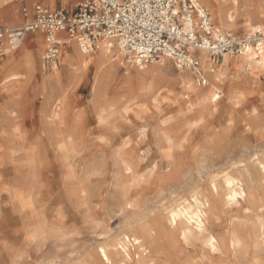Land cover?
I'll return each instance as SVG.
<instances>
[{"label": "snow or ice", "instance_id": "1", "mask_svg": "<svg viewBox=\"0 0 264 264\" xmlns=\"http://www.w3.org/2000/svg\"><path fill=\"white\" fill-rule=\"evenodd\" d=\"M8 2L0 0V9ZM132 4L136 5V0ZM112 7L117 9L114 16L119 19L120 9L125 6ZM39 8L43 10L47 5L40 3ZM157 13L165 23L176 25L173 32L179 31L176 40L169 42L171 48L164 60L165 69H170L167 87L144 89L138 99L129 98L117 119L105 118L104 112H100L98 124L92 118L101 147L109 145L115 152L117 146H122L124 162L117 161L121 173H133L136 157L147 160L137 172L144 173L143 178L123 187L114 182L107 192L85 191L80 186L67 197L61 192L50 224H25L21 228L18 213L21 218L29 210L35 214L38 206L19 194L11 198L7 164L0 162V264H82L79 243H95L100 232L111 236L106 225L112 223L115 228L126 217L145 212L153 217L159 213L171 225L170 252L174 250L179 261L156 258L163 254L157 248L155 232L133 234L124 230L114 246L96 249L100 264H264V200L251 202L241 182L243 177L233 180L229 176L237 171L249 176L264 174V140L255 142L256 147L249 143L254 130L264 136V9L253 18L244 0H166L158 3ZM101 22L114 23L103 17ZM18 23L19 28L0 31V55L23 52L31 64L36 49L33 47L29 54L24 34L40 33V44L50 50L57 67L64 60V51L70 53L71 63L80 66L82 59L87 67L89 56L110 55L115 59L122 50L125 59L131 57L140 69L145 67L131 44L125 49V42L119 40L123 33L118 30L116 38L102 44H97L95 37L89 42L85 36L91 37L92 33L87 29L66 43L69 37L64 32L41 33L39 24ZM221 31L228 39L218 45ZM18 39L24 43H18ZM228 48L233 49L231 55ZM57 52L61 53L60 60H56ZM212 52L217 55L213 57ZM213 58L216 63L210 64ZM11 116L18 118V113L13 111ZM178 125H183L187 133L183 138L174 135ZM209 127L218 133L211 144L200 135ZM13 135L23 139L22 128L16 126ZM178 156H187L188 164L182 176L172 180L164 172L166 168L171 172V162ZM57 167L54 160L53 172ZM144 168L153 173V178ZM64 182L68 188L75 183L71 174ZM233 216L242 217L241 228L250 222L259 228L261 242L254 248L235 226L229 239L223 236L224 220ZM104 239L100 237V242ZM226 251L227 262L223 259Z\"/></svg>", "mask_w": 264, "mask_h": 264}, {"label": "rangeland", "instance_id": "2", "mask_svg": "<svg viewBox=\"0 0 264 264\" xmlns=\"http://www.w3.org/2000/svg\"><path fill=\"white\" fill-rule=\"evenodd\" d=\"M255 3L258 4V0H255ZM44 52L45 50L40 52L38 62L36 56L33 58V64L37 65L35 71L34 66L32 71L25 68L22 53H18L19 57L17 53H6L0 69V82L5 71L19 74V78L5 84V91L0 87V149H4V153L0 154V162L7 164L6 174L12 182L11 198L19 194L38 206L35 214L29 210L21 218L18 213L21 228L25 224L29 226L50 224L52 222L50 218L55 207L58 206L61 192L67 197L77 186L85 191L107 192L114 182L119 183L121 187L133 181L138 182L143 178L144 173L137 175V172L147 163L146 159L141 161L140 157H136L137 165L133 173L131 175L127 172L121 173L117 161L123 163L122 146H117L115 152L109 145L101 147L98 144L99 138L95 134L98 129L92 123V118H95L98 124L100 112H104L105 118L117 119L129 98L138 99L147 88L153 76L152 71L149 74H140L138 66H133L128 59H125L122 51L118 53V58L106 62L95 55L89 56L88 61L90 60L92 65L83 68L81 63L80 66L71 63L68 69L64 66L66 53H63L64 60L61 61L57 80L55 83H49L46 77L51 75L53 70L44 68L42 59ZM14 62L16 64L13 65ZM153 64L150 63L148 66L152 69ZM161 85L167 87L168 82H162ZM100 93L103 101L99 98ZM60 100H63L61 104ZM57 103H59L58 111L54 112ZM105 104L107 107H104ZM13 111L18 113V118L11 116ZM82 114L84 115L81 121ZM16 126L22 128L23 139L17 140L13 135ZM173 131L177 138H183L187 134L183 125H178ZM200 135L203 140L211 144L212 138L218 133L215 128L209 127L207 130H202ZM252 137L253 141L249 143L253 147L257 146L255 142L264 140V136L258 130L253 131ZM54 160L58 164L55 172L52 170ZM173 161L179 166L180 174L177 177L179 179L188 164V158L178 156ZM167 170L166 168L165 171ZM144 172L148 173L149 178H153V173L148 168H144ZM68 174H71L75 182L72 188H68L64 182ZM229 174L234 175L231 172ZM164 176L167 177L166 172ZM234 176L246 178L245 174L239 171ZM261 177L262 174L257 172L254 175L256 184H248L251 191L249 199L255 204L264 200ZM54 185L58 187L54 194H50ZM240 219L242 217L225 218L222 225L223 233L231 231L235 226L246 237V242L254 248L261 242L262 233L256 224L251 222L241 228ZM30 221H34V224L29 223ZM147 222L153 223L163 233L170 230L165 218L159 213L155 217L150 212L126 217L116 224L115 228L112 227V223L105 226L106 231L113 235L106 236L105 232H100L99 237L95 238V243L90 240L79 243L80 261H84L85 264H100L96 249L107 238H112L124 230L133 233L141 223ZM100 237H105L103 243L100 242ZM161 247L163 255L156 258L173 260L172 253L175 251L170 252L166 245ZM223 259L227 262V251ZM2 260L3 257L0 256V262Z\"/></svg>", "mask_w": 264, "mask_h": 264}, {"label": "built area", "instance_id": "3", "mask_svg": "<svg viewBox=\"0 0 264 264\" xmlns=\"http://www.w3.org/2000/svg\"><path fill=\"white\" fill-rule=\"evenodd\" d=\"M166 0H136V5L132 4V0H81L78 10L75 15H70L64 10L45 8L41 10L39 5L35 7L34 18H28V13L25 10L26 19L24 22H32L40 25V31H61L69 37L66 43H70L72 39L78 38L82 32L87 29L92 33V36H85L89 42L93 37L96 38V43L100 41V37L104 40L116 38L117 30L123 35L119 40L125 42V49L128 44L132 45L137 57L144 60L145 65L157 62V59L165 58L167 50L171 48L170 41H175L179 36V31L173 32L175 24L165 23L160 19L157 13L158 3H164ZM113 4H123L125 8L120 9V17L116 19L114 13L117 9L112 7ZM142 4H147L149 7H141ZM161 11H163L161 9ZM107 18L114 23L104 24L101 19ZM15 26V28H19ZM10 27H0V31H6ZM140 33H143L141 36ZM10 35V31L8 32ZM25 37L27 33L24 34ZM216 33H213L215 37ZM220 40L216 43L223 44L228 39L224 35V31L219 33ZM22 44L23 40H17ZM210 51V50H206ZM223 52V49H221ZM228 53H233L232 48H228ZM215 57L217 54L212 52ZM61 53L57 52L56 60H60ZM5 53L0 55V64L3 62ZM128 59H133L130 57ZM43 61L50 68H57L55 61L51 58L50 50L45 51ZM47 61V62H46Z\"/></svg>", "mask_w": 264, "mask_h": 264}, {"label": "bare ground", "instance_id": "4", "mask_svg": "<svg viewBox=\"0 0 264 264\" xmlns=\"http://www.w3.org/2000/svg\"><path fill=\"white\" fill-rule=\"evenodd\" d=\"M65 1H67V0H65ZM251 2H254V3L251 4ZM244 3H246L248 5V11L253 16V18H258V16L261 13V10L264 9V0H258V4L255 3V0H244ZM36 42H37V44H38V46L40 48L43 47L40 44V37L36 40ZM104 42H105V40L100 41L98 44H102ZM22 44H23V42H22ZM63 53H66L64 66L69 69V65L71 64V62H70V59H71L70 53L68 51H64ZM122 53L125 54L123 50H122ZM99 59L101 61H103V62H106V61L112 60L113 58L110 55H108V56H105V57H99ZM164 60H165V58L163 57V58H161L159 60L160 63L154 62L153 66H152V69L148 65H145L144 69H140L139 67H137L140 74H143V75L144 74H149V73H151V71L153 73L152 79L149 82V84L147 85L146 89L155 90V89H157V88H159L161 86L162 82H169V77L167 75V71L170 70V69H168V70L165 69ZM128 61L133 66H137L136 64L132 63L131 59H128ZM3 62H4V60H3ZM3 62L0 64V69H1V67L3 65ZM80 63L82 65V67L84 68V66H83L84 62H83L82 59H81ZM209 63H210V61H209ZM24 65H25V68L28 71H32L33 66H34L33 60L31 62V64H29L26 61H24ZM87 65H92V62L89 60L87 62ZM145 69H147V70H145ZM58 70H59V68L53 70V73L46 77V80L50 81L49 83H55V81L57 80V77H58L57 76L58 75ZM10 77H14V79H11ZM17 78H19V74L18 73H9L8 71H5L4 74L1 77L0 87H2L3 91H5L6 90V85L5 84L7 82L15 80ZM99 98L102 100L101 93H100ZM62 102H63V100H60L59 103L61 104ZM59 103H57L55 105L54 112L58 111ZM178 167L179 166L174 161L171 162V172H169L168 170L165 171L166 174H167V177L169 179H177L178 175L180 174V169ZM244 174H245L246 178H243L241 182L243 183L244 187L248 190V196H249L251 194V191L249 190L248 184H256V180L254 179V175L249 176L248 173H246V172H244ZM229 176L233 180H237L238 178H240V177L234 176L232 174H229ZM260 181H261V185L264 187V174H262V177L260 178ZM226 184H227V181L225 179V191H227ZM177 211L179 212L181 210L177 209ZM169 227H170L169 228L170 229L169 232L163 233L162 231L157 229V227L151 222L141 223L139 225V227L135 229V232H133V234H142V233H144L146 231L155 232L156 233V245H157V248H158L160 253H163L161 246L166 245L168 247V249H170L171 245H172V240H171L172 228H171V225H169ZM127 232L130 233L131 231H127ZM230 232L231 231L224 232L223 236L226 239H229ZM119 239H120V233L115 235L112 238H107L105 240V242L100 247H107L109 245H113L114 246L115 243H117L119 241ZM229 243H230V240H229ZM96 255H97V260L100 263V257L98 256L97 252H96ZM172 256H173V260H176L177 262L179 261L180 257L176 253H172ZM81 262H82V264H85L84 261H81Z\"/></svg>", "mask_w": 264, "mask_h": 264}, {"label": "crops", "instance_id": "5", "mask_svg": "<svg viewBox=\"0 0 264 264\" xmlns=\"http://www.w3.org/2000/svg\"><path fill=\"white\" fill-rule=\"evenodd\" d=\"M81 0H9L8 4L0 9V27H15L19 26L20 24L18 23L19 21H25L26 15H25V10L28 13V18H34L35 16V7L39 5L40 3L46 4L48 8L50 9H60L66 11L70 15H75L78 6ZM254 2H251L253 4ZM226 31V29H225ZM41 32V31H40ZM42 33V32H41ZM40 37V33H34L33 35H26V39L28 42L29 47V54L32 52V48L35 47V56L38 62V56H40V52L44 49L43 47L40 48L36 42V40ZM24 42V41H23ZM46 51V50H45ZM22 53V58L24 61L25 60V54ZM45 53V52H44ZM19 57V54H16ZM5 57H6V52H5ZM4 57V58H5ZM43 59V57H42ZM216 63V60L213 58L210 60V64ZM16 64L15 62L13 65ZM37 64V63H36ZM61 64V62H60ZM44 68H48V70H55L57 68H50L48 65H46L43 61ZM37 66V65H36ZM35 63H34V71H35Z\"/></svg>", "mask_w": 264, "mask_h": 264}]
</instances>
